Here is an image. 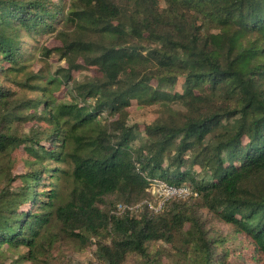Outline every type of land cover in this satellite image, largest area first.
Listing matches in <instances>:
<instances>
[{
    "label": "trees",
    "instance_id": "trees-1",
    "mask_svg": "<svg viewBox=\"0 0 264 264\" xmlns=\"http://www.w3.org/2000/svg\"><path fill=\"white\" fill-rule=\"evenodd\" d=\"M44 34L60 45L39 59L66 62L53 72L28 69ZM133 101L162 116L129 123ZM153 177L196 195L153 211ZM62 239L100 264L264 257V0H0V264H39Z\"/></svg>",
    "mask_w": 264,
    "mask_h": 264
},
{
    "label": "rangeland",
    "instance_id": "rangeland-1",
    "mask_svg": "<svg viewBox=\"0 0 264 264\" xmlns=\"http://www.w3.org/2000/svg\"><path fill=\"white\" fill-rule=\"evenodd\" d=\"M163 6V5H162ZM33 46L31 49V54L29 59L27 60L29 63L28 69L36 71L40 67L45 69V72H53L58 67L66 66L65 59H58L55 54H51L47 59L40 60L39 56V47L45 46L48 48H52L54 46L60 45V41L51 34H44L36 36L35 38H27L25 45L29 48ZM95 74V70L92 67H87L82 70H74L72 75L75 79H84L91 77ZM8 84V82H7ZM17 94L31 95L29 90H21L19 87L9 84ZM66 87L62 86L60 90L56 91L55 94L59 99H68V94L66 92ZM171 109H184L178 104H172ZM129 123H137L140 127L145 124H148L158 117L162 116V107L158 105H150V106H142L134 101L128 107ZM30 124H26V129ZM18 151L16 152V156L19 157ZM22 171V164L18 161L17 166L15 168V172L19 173ZM61 199L66 198L70 188L72 187V183L69 180L62 179L57 185ZM202 218L207 219L209 221L206 224L205 228L208 230L209 235H211L210 230H214L221 235H225L226 233H230V228L228 225L222 224L215 219H212L210 215L207 213H202ZM156 245L159 247H164L165 250H169L170 253L168 257L164 256V262L170 263L169 259L172 256V251L168 245H165L162 242H158ZM238 242L233 240L227 243L229 249L237 248ZM93 247L89 245V247L79 250L78 245L69 240H59L55 247L50 250V255L45 256L43 260L39 261V264H100L92 254ZM124 264H139V260L136 257H129ZM234 264H240L239 262L234 260ZM244 264H264V257L261 258L258 262H244Z\"/></svg>",
    "mask_w": 264,
    "mask_h": 264
},
{
    "label": "built area",
    "instance_id": "built-area-1",
    "mask_svg": "<svg viewBox=\"0 0 264 264\" xmlns=\"http://www.w3.org/2000/svg\"><path fill=\"white\" fill-rule=\"evenodd\" d=\"M150 181L148 191L153 200H145L147 207L153 211L160 210L166 201L178 197L185 198L189 195H196L194 191L188 185H173L161 178L153 177L147 178ZM139 204L135 206H126L122 204H117L113 210L114 213H121L125 210H132L137 208Z\"/></svg>",
    "mask_w": 264,
    "mask_h": 264
}]
</instances>
